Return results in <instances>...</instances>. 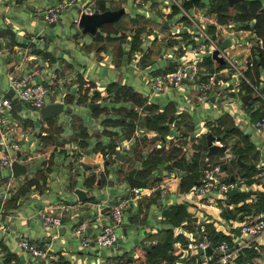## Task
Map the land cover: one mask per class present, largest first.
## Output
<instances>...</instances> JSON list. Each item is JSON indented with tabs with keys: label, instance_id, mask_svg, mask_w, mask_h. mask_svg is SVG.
<instances>
[{
	"label": "crops",
	"instance_id": "obj_1",
	"mask_svg": "<svg viewBox=\"0 0 264 264\" xmlns=\"http://www.w3.org/2000/svg\"><path fill=\"white\" fill-rule=\"evenodd\" d=\"M51 1L0 0V83L6 77L8 89L11 77L34 70L32 79L42 80L50 88L47 102L62 101L64 107L65 104L69 106L66 108L67 123L60 120L59 113L47 118L40 115L43 123L36 134L43 146L32 148L33 140L29 141L28 134L21 140V145L24 141L29 142L25 149L20 146L19 153L16 152V159L27 164L23 173L15 176L10 168L8 178L0 171V264H151L148 253L156 250L165 256H159L161 258L155 264H196L198 254L186 248L185 242L201 231L228 241L235 250L233 264H264V233L249 236L238 230L242 219L264 214V176H255L257 169L264 164V125H254L261 112V97L223 69L222 63L216 65L207 53L183 47L189 40V32L165 0H77L69 13L75 30L72 34H65L64 38L61 36L60 40L52 38L37 21V14ZM117 1L118 6L124 7V14L97 26L99 33L84 32L78 26L81 11H93L95 6L99 11L114 8L116 5L112 4ZM127 1L133 6L132 12L126 9ZM258 1L264 10V0ZM236 2L228 4L227 9L236 7ZM191 9L210 31L218 35L219 43L228 39L224 48L230 54L238 60L251 62L245 72H248L251 83L264 94V64L258 63L263 39L254 28L255 17L234 18L236 13L226 16V9L222 11L225 15L220 14L218 9H212L208 0H201ZM125 15H128L129 22L119 23V18ZM107 26L115 30L104 31ZM252 29L259 41H253ZM154 41L159 47L152 52ZM113 43L118 44V50ZM172 60L177 63L180 60L195 61L200 71L215 72L214 90L207 101L196 99L195 81L183 79L180 84L159 91L180 94L181 98H177L180 103L169 98L159 105L125 78L124 72L129 67L143 70L141 77L147 86L148 76L166 68L168 61ZM80 79L85 87L80 86ZM112 83L117 87H129L143 102L129 104V91L123 92V89H120L124 94L120 104L110 100L112 98L108 103L101 98V102L79 99L83 88L88 94L99 96L105 92L113 97L116 90H108L109 86H114ZM58 92L59 99L56 97ZM244 93L249 96L242 101L240 96ZM119 105L132 109V114L120 115L116 110ZM87 106L96 127L89 125L86 118L75 111ZM199 107L210 109L211 116L196 119L195 111L200 113ZM23 109L24 106L16 108L13 115L22 120L28 130L27 122L33 120L19 116ZM167 110L165 120L160 122L166 125L164 132L149 125L151 115L156 112L165 114ZM128 124L132 129H128ZM81 127L85 129L79 135ZM207 131L226 144L228 157L223 158L225 165L222 169L219 167L222 159L215 154L205 156L204 134ZM110 139L115 141L111 151L105 147ZM137 142L141 148L135 153ZM148 143L151 144L145 151L143 147ZM173 145L177 146L175 156L161 160L165 163H158L147 176L140 174V160L150 149L169 150ZM115 150L120 151L118 157ZM65 156L70 159L65 164L64 174L57 179L73 191L75 200L72 203L62 199L46 201L43 196L51 189L50 176L60 169L54 165L61 167L58 159ZM36 158H41L39 166L28 171ZM78 165L86 175L77 185L73 172ZM84 165H90V168ZM215 165L219 177L234 181L231 188L235 187L236 191L222 193L213 190L203 196L195 195L192 189L199 182L202 170ZM131 167H135L134 176L147 178L141 189L161 178L167 179L166 193L141 194L129 202L126 219L115 229L116 240L112 248L103 249L96 244L82 247L74 237L73 225L87 219L88 232L95 234L108 219L111 202L123 194H132L124 178ZM113 176L121 179L125 186H110L111 192L96 200L92 190L110 185ZM76 188L83 190L84 198L79 197ZM133 203L135 210L132 209ZM46 209L61 215V226L55 228L43 223L41 213ZM149 209L153 211V222L147 220ZM134 234L137 236L132 239ZM21 236L46 247L47 256H29L18 244Z\"/></svg>",
	"mask_w": 264,
	"mask_h": 264
},
{
	"label": "built area",
	"instance_id": "obj_2",
	"mask_svg": "<svg viewBox=\"0 0 264 264\" xmlns=\"http://www.w3.org/2000/svg\"><path fill=\"white\" fill-rule=\"evenodd\" d=\"M169 8L174 9L177 19L185 25L189 32V40L183 44L185 49H191L202 53H207L211 60L216 64L222 63V68L230 71L241 83L251 87L262 99L260 114L254 120V125L262 127L264 125V94L261 93L249 80L245 69L251 64L250 61L238 60L230 54L224 47H220L218 35L209 30L208 25L203 22L191 9L183 4V0H165ZM77 0H53L48 3L41 13V18L48 23H54L59 20L61 13L69 6L76 3ZM255 31V30H254ZM251 30L253 41H259V37ZM186 44V45H185ZM217 49V55L222 58L218 62L212 56V50ZM35 71H26L19 76L9 79V88L13 89V94H8V89L0 86V165L9 166L11 161L17 157V150L20 148V142L27 135V129L23 121L13 115L17 108V101L20 106L27 104L34 108H40L46 103V96L50 88L42 80H33ZM199 75L203 76L199 78ZM215 72H202L195 61L180 60L167 68L160 69L148 76L147 86L150 91L159 92L167 87H173L182 82L183 79L195 81L196 99L200 102L207 101L214 90ZM218 143V140H215ZM102 169V166L100 167ZM217 166L213 168H204L201 172L199 182L193 187L192 191L197 196H203L210 191L216 190L224 193L234 185V181L223 179L218 176ZM255 176H264V164L255 172ZM168 186L167 179H159L152 182L148 188L141 189L130 187L132 194H123L115 198L109 205V217L99 226L95 234L88 232V220L82 219L73 225V232L79 236V242L82 247H88L96 244L101 247H108L114 244L116 240L115 229L122 223V213L126 211L129 202L136 200L141 194H165ZM42 221L45 225L59 227L62 225L61 215L54 211L44 210L41 213ZM238 230L242 234L256 236L264 233V214L256 217H246L238 224ZM18 244L38 257L47 256V248L39 242L21 236ZM185 246L197 252L198 260L196 264H211L218 261L222 264H233L234 248L224 238L212 240L208 233L201 231L190 237ZM210 247V252L206 248Z\"/></svg>",
	"mask_w": 264,
	"mask_h": 264
},
{
	"label": "rangeland",
	"instance_id": "obj_3",
	"mask_svg": "<svg viewBox=\"0 0 264 264\" xmlns=\"http://www.w3.org/2000/svg\"><path fill=\"white\" fill-rule=\"evenodd\" d=\"M208 2L210 3V0H208ZM74 4H76V3H74ZM74 4H72V5H69L62 13H61V15H60V17H59V20L58 21H56V22H54V23H48V22H46L45 20H43L42 18H41V13H42V10L40 11V13H38L37 14V16L39 17L38 19H37V21L39 22V24L41 25V26H43V28H44V31H46L48 34H51V37L52 38H54V39H56V40H60L61 39V36H62V38H64L65 36V34H72L73 33V31L75 30V24H72L71 23V20H70V15H69V13H70V11H72L73 10V8H71V7H73V6H75ZM118 4H119V1H117V2H113V4L112 5H116L115 7H119L118 6ZM125 6H126V9H130V11L132 12L133 11V6L131 5V3L130 2H126V4H125ZM114 7V8H115ZM235 9H236V7L235 6H232V8L231 9H226V13L227 14H231L232 15V13H236L235 12ZM124 14V13H123ZM127 17H128V15H125L122 19L121 18H119V23H121V22H129V20L127 19ZM233 17L235 18V17H237L236 16V14H234L233 15ZM61 21H63L64 22V25H62L61 24ZM107 30H109V31H114L115 30V28L114 27H112V26H107V27H104V31H107ZM112 42V41H111ZM113 45L115 46L116 45V49L118 50V48H119V46H118V44H116V43H113ZM154 46V47H153ZM158 47H159V44H158V42L157 41H154V43L152 44V47H151V49H152V52H155V50H157L158 49ZM162 49H164V47H162ZM143 70H135V69H133L132 67H129L128 68V70L126 71V73L124 72V74H125V78L128 80V81H131V83L134 85V86H136V87H139V88H141L142 90H144L145 92H146V94L148 95L149 94V99L150 100H152V101H155V102H157L159 105H161L162 104V102H164V101H167L169 98L170 99H174L176 102V104H178V103H180L178 100H177V98H181V95L180 94H173L172 92H171V94L170 93H160V92H153V91H150V89L149 88H147V86L144 84V82H143V80H142V72ZM80 81H81V83H80ZM8 83V82H7ZM7 83H6V77L5 78H3V81H1V83H0V86L1 87H3V88H5L6 86H7ZM79 83H80V86H82V87H85V83L83 84V80L82 79H80L79 80ZM114 89H116V88H114V86H109L108 87V90H114ZM117 90H119V92L117 91ZM148 90H149V92H148ZM61 91H62V89H61ZM82 91V90H81ZM85 94H84V93ZM50 94H51V92H50ZM50 94H48L47 96H46V102L49 100V98H50ZM84 94V95H83ZM115 94L116 95H114L113 97L112 96H110V95H107L105 92L102 94V95H97V94H91V92H90V94H88L87 93V91H84V88H83V91L82 92H80V95H79V99H83V100H85V99H88L89 98V100L91 101V102H93V101H100L101 102V100H99L100 98L102 99V101H105L106 103H108V99H110V98H112V99H110V100H116L117 101V103L118 104H120V103H122L123 101V98H124V94H122L121 92H120V89H116V91H115ZM105 95L107 96V97H105ZM86 96V97H85ZM56 97H58V99H59V97H60V94H59V92L58 93H56ZM128 103L129 104H140V101H137V100H135V99H130L129 101H128ZM128 104V105H129ZM66 107H67V104H65V107H64V109H63V111L62 112H60L59 113V117H60V120L61 119H63L64 120V123H67L68 122V114H67V111H66ZM76 108H77V106H76ZM76 108H74V109H76ZM97 108V107H96ZM95 108V109H96ZM106 108V107H105ZM39 109L40 108H34V107H31V106H29V105H27V104H24V109L21 111V112H19V116L21 117V118H23V117H30L32 120H33V122L31 123V122H27L28 123V126H29V128H28V130H27V134H28V137H29V141L30 140H33L32 142V148H35V146H37V145H39L40 147L41 146H43L42 144H41V140L38 138V135L36 134V132L40 129V127L42 126V123H43V120L41 119V117H40V111H39ZM88 106H87V108L85 109V108H82V109H76L75 111H79V113L81 114V115H83L84 116V118H86V121L88 122V124L90 125H93L94 127H96V121L95 120H93L92 118H91V115H90V113L88 112ZM116 110H118V112H119V114L121 115H126V113H127V109H125L124 107H121L120 105L118 106V108L116 109ZM198 111L200 112V113H198L197 111H195V118L196 119H198V117H202V118H209L210 116H211V113H210V109L208 110V109H202L201 107H199V109H198ZM106 112H110V111H108V109H106ZM118 112H117V114H118ZM196 112H197V115H196ZM111 114V113H110ZM118 114V115H119ZM167 114H168V110L165 112V117L167 116ZM134 115V114H133ZM57 116V115H56ZM165 117H161V118H159V119H157L156 121H164L165 120ZM80 119V118H79ZM197 126H198V124H196ZM27 126V127H28ZM50 128V127H49ZM34 129V130H33ZM65 129H67V126H65ZM83 129H85L84 127H81V128H79V130H78V134L79 135H81L82 133H83ZM124 131V130H123ZM161 131H163L164 132V129H161ZM125 132V131H124ZM126 133V132H125ZM110 134V133H109ZM108 134V135H109ZM111 135V134H110ZM26 137H27V135H26ZM25 137V138H26ZM112 137V136H111ZM29 142L28 141H24L23 143H22V145H21V142H20V146H21V149L23 150V149H25L26 148V146L27 145H29L28 144ZM137 144V148H135L134 149V152L136 153H138V150L141 148L140 147V144H138V142L136 143ZM151 143H148V144H146L145 145V147H143V148H145V151H147L148 149H149V145H150ZM157 144H158V142H157ZM96 145L97 146H100V143H96ZM101 147V146H100ZM170 152H172V151H170ZM175 153H177V151H175ZM173 154V153H172ZM74 158L76 159V154L74 153ZM69 159H70V157L69 156H65L64 158L62 157V158H59L58 160H60L61 161V167H57V166H59V165H54L55 166V168L57 169V168H60L59 170H56V171H54L53 172V175L51 174V176H50V178H51V184H52V186H51V189H50V191L49 192H47L46 194H44L45 196H43L44 197V199H46V201H48V200H51V202L52 201H54V200H56V199H62V200H66V201H69V203H72V202H74V200L75 199H73L74 198V193H73V191H70V189L68 190L64 185H63V182L61 183L60 181H58V179H59V177L62 175V174H64V171H65V164L69 161ZM40 161H41V158H36L35 160H33L32 162H31V165H30V167H29V170L28 171H32V170H35L38 166H39V164H40ZM50 161L52 162V160L50 159ZM135 160H133V162H134ZM160 163H165V161H162V162H159V164ZM64 167V168H63ZM62 168V169H61ZM0 171H2V173L3 174H5L6 175V177H8L9 176V174H10V167L9 166H4V167H0ZM27 171V172H28ZM29 173H31V172H29ZM73 175H74V177H75V180H76V184L78 185V184H81L82 183V180L84 179V177H85V172L83 171V168H82V166H80V165H78L77 166V168L74 170V172H73ZM115 176V175H114ZM114 176H113V178L111 179L113 182L112 183H110V185H107L106 187H104V186H100V187H95V189H93L92 190V193L94 194V196L96 197V200H98V199H100L101 197H104L105 195H108L110 192H111V188H110V186H113V187H115V186H120L121 188H123L124 186H125V184H124V182L123 181H120L121 179H117V178H114ZM9 178V177H8ZM58 178V179H57ZM16 181H18V177H16ZM115 182L117 183V184H115ZM42 202V201H41ZM42 203H44V202H42ZM132 209L133 210H135L136 209V205L133 203L132 204ZM36 212V211H35ZM126 211H124L123 213H122V221H124L125 219H126ZM153 211L151 210V209H149L148 210V217H147V220L148 221H150V222H153L154 221V218H153ZM37 217H39V215H37ZM120 227V226H119ZM117 228V227H116ZM135 231H137V230H135ZM137 232H139V231H137ZM133 237H132V239H135L134 237L135 236H137V234H134V235H132ZM74 237L78 240V242H79V236L77 235V234H74ZM58 241V240H57ZM56 241V242H57ZM112 246H113V244L112 245H110V246H108V247H106V246H104V247H102L103 249H106V248H112ZM20 248H21V246H20ZM24 252H26L29 256H34V255H32V254H30L29 252H27L26 250H24L23 248H21Z\"/></svg>",
	"mask_w": 264,
	"mask_h": 264
},
{
	"label": "water",
	"instance_id": "obj_4",
	"mask_svg": "<svg viewBox=\"0 0 264 264\" xmlns=\"http://www.w3.org/2000/svg\"><path fill=\"white\" fill-rule=\"evenodd\" d=\"M236 1H239V0H227L228 4H232ZM123 12H124L123 6H119L116 8H106L101 11H99L98 7L95 6L93 11H90V12L81 11L79 18H78V26L84 32L99 33V29L97 28V26H99L103 22L116 20ZM227 43H228V39L227 38L223 39L220 42V47H225ZM212 56L218 62H222V58L219 55H217V49L212 50ZM175 63L176 61L174 60L168 61L169 66ZM7 92L9 95H12L13 89L9 88ZM248 96H249V93H244L240 96V99L244 101L246 100V97ZM16 106L18 109L20 108L19 101H17ZM89 106L92 108L93 104L90 103ZM66 108H69V106ZM63 109H64V103L62 101H50V102H46L43 106H41L39 111H40V115L42 118H47V117H51V116H54L60 113ZM171 118H172V115L169 117V120H171ZM204 138H205V144H206L205 156L215 154L218 158L222 159V161H220V164H219L220 169H222L225 165V161H223V158L228 157V154L225 151L226 144L218 143L217 141H215V140H218L219 137L217 135H214L211 131H207L204 134ZM114 153H115V156L118 157V154L120 153V151L115 150ZM236 158L238 160L239 156H237ZM85 167L90 168V165H86ZM10 168H11L13 175L17 176L26 170L27 164L15 158L11 161ZM134 171H135V167L129 168L127 172L125 173L124 178L129 187L140 188L142 185L146 183L147 178L141 179V178L134 176ZM75 191L78 193L79 197L81 198L85 197V194L82 189L76 188ZM233 191H236L235 187L228 189L227 193H231ZM88 230H89V226H88ZM206 251L210 252V247H207Z\"/></svg>",
	"mask_w": 264,
	"mask_h": 264
},
{
	"label": "trees",
	"instance_id": "obj_5",
	"mask_svg": "<svg viewBox=\"0 0 264 264\" xmlns=\"http://www.w3.org/2000/svg\"><path fill=\"white\" fill-rule=\"evenodd\" d=\"M201 2V0H183V4L186 7H191L193 5H198ZM259 1L258 0H240L238 2H236L234 5H236V16H238L239 18L243 19L245 17H255L256 22L254 21L253 25L255 30L258 32L259 35H261L262 39H263V46L262 48L259 50V58H258V63L260 64H264V10L262 8H260L259 6ZM210 5L212 7V9L216 8L218 9L221 13L225 15V13H223L222 11H224L225 9L228 8V2L227 0H210ZM228 14L226 13V16ZM257 61L254 62V64H256ZM169 68V66H167ZM166 67V68H167ZM248 74V72H246ZM249 75V74H248ZM113 84V83H112ZM114 88L116 89H123L124 91H129L128 96L129 98L135 99L137 101H140V104L143 102L142 98L134 91H130L129 87L126 86H121V87H117L116 84H113ZM246 85V84H245ZM247 86V85H246ZM248 87V86H247ZM115 89V90H116ZM123 92H121L123 94ZM116 95V94H115ZM95 110V108L93 109ZM127 112L129 115L132 114V109H127ZM165 115L161 112H156L154 115H151V118L148 120L149 125L154 126L157 130L161 131V129H165L166 125L160 123L161 121H156L159 118H163ZM163 122V121H162ZM128 129H132V125L128 124L127 125ZM234 130V129H232ZM115 145V141L114 139H110L106 144L105 147L109 148L110 151L114 148ZM97 146V145H96ZM102 148V146H101ZM175 148H177L176 145H173L169 150L166 149H160V148H154V149H150L149 152L147 153V155L144 158H141V166H140V174L145 177L148 175V173L156 167V165L161 161V160H168L170 158H172L173 156H175ZM172 151V152H170ZM173 153V154H172ZM91 177V175H90ZM212 240H217V239H221L222 237H218L217 235L215 236H211L209 235ZM148 261L151 264H155L157 263L158 259H160L161 257L159 256H165V254L161 253L158 254V251H154V253H152V251H150L148 253ZM219 264V262L217 261H213L211 264Z\"/></svg>",
	"mask_w": 264,
	"mask_h": 264
}]
</instances>
